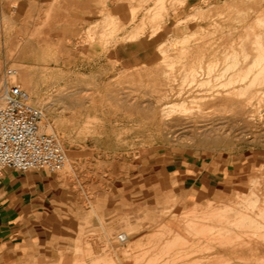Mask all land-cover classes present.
<instances>
[{"label":"rangeland","instance_id":"obj_1","mask_svg":"<svg viewBox=\"0 0 264 264\" xmlns=\"http://www.w3.org/2000/svg\"><path fill=\"white\" fill-rule=\"evenodd\" d=\"M37 2L0 4V98L67 158L28 264H264V0Z\"/></svg>","mask_w":264,"mask_h":264},{"label":"crops","instance_id":"obj_2","mask_svg":"<svg viewBox=\"0 0 264 264\" xmlns=\"http://www.w3.org/2000/svg\"><path fill=\"white\" fill-rule=\"evenodd\" d=\"M8 1L0 0V4ZM37 1L42 4V0ZM205 175L187 176L192 183L190 190L207 188L209 177ZM59 188L55 176L44 172H5L0 181V264H28L42 259V253L34 250L36 240L30 236L44 226Z\"/></svg>","mask_w":264,"mask_h":264},{"label":"built area","instance_id":"obj_3","mask_svg":"<svg viewBox=\"0 0 264 264\" xmlns=\"http://www.w3.org/2000/svg\"><path fill=\"white\" fill-rule=\"evenodd\" d=\"M0 100V181L9 170L62 172L66 154L54 135L41 131L43 114L30 103L28 92L6 82Z\"/></svg>","mask_w":264,"mask_h":264},{"label":"bare ground","instance_id":"obj_4","mask_svg":"<svg viewBox=\"0 0 264 264\" xmlns=\"http://www.w3.org/2000/svg\"><path fill=\"white\" fill-rule=\"evenodd\" d=\"M160 1L164 2L165 0H164V1H163V0H160ZM229 3H230V2H229ZM244 3H245V2H244ZM158 4H160V3H157V5H158ZM163 4H164V3H163ZM157 5H156V6H157ZM160 6H161V5H160ZM160 6H159V7H160ZM231 6H232V5H231ZM161 7H163V6H161ZM157 8H158V7H157ZM153 9H154V8H153ZM250 12H251V11H250ZM157 14H158V13H157ZM259 17H260V16H259ZM259 17H257V18H259ZM262 21H263V20H262ZM260 24H261V23H260ZM262 25H263V24H262ZM154 29H155V28H154ZM155 30H156V29H155ZM151 31H153V30H151ZM137 32H138V31H137ZM137 32H136V33H137ZM136 33H133V34H136ZM139 34H140V32H138L137 35L139 36ZM254 34H255V33H254ZM256 34H258V33H256ZM137 35H135V36H137ZM132 37H133V35H132ZM259 37H260V35H259ZM150 38H151V37H150ZM247 38H248V37H247ZM257 39H258V37H257ZM261 40H262V39H261ZM257 41H258V40H257ZM257 41H256V42H257ZM258 42H259V41H258ZM258 42H257V43H258ZM242 43H243V42H242ZM242 43H241V44H242ZM188 44H189V43H188ZM255 44H256V43H255ZM259 44H260V43H259ZM259 44H256V45L258 46ZM262 44H263V43H262ZM260 45H261V44H260ZM182 46H183V45H182ZM196 46H197V45H196ZM198 46H199V45H198ZM241 46H242V45H241ZM260 47H261V46H260ZM183 48H184V47H183ZM230 48H231V47H230ZM232 48H233V47H232ZM244 48H245V47H244ZM261 48H262V47H261ZM261 48H259V50H258V58H257L256 60H257V62H260V61H261V62L263 63V62H264V61H263V60H264V47H263V49H261ZM217 50H218V49H217ZM182 51H183V50H182ZM240 51H241V50H240ZM185 52H186V51H185ZM187 52H188V51H187ZM236 52H237V51H236ZM234 53H235V52H234ZM241 53H242V52H241ZM243 53H245V52H243ZM204 54H205V53H204ZM235 54H236V53H235ZM219 55H220V54H219ZM236 55H237V54H236ZM245 55H246V54H245ZM163 56H164V54H163ZM223 56H224V55H223ZM243 58H244V57H243ZM245 58L248 59V57H245ZM167 59H168V58H167ZM227 59H228V58H227ZM232 59H233V58H232ZM232 59H230L229 61H231ZM236 59H237V58H236ZM247 59H246V60H247ZM224 61H225V59H224ZM254 61H255V60H254ZM164 62H165V61H164ZM227 62H228V61H227ZM227 62H226V63H227ZM218 63H219V62H218ZM230 63H231V62H230ZM243 63H245V62H243ZM262 63H261V64H262ZM203 64H204V63H203ZM253 64H254V63H253ZM232 65H233V64H232ZM254 65H255V64H254ZM254 65H252V66H254ZM256 65H258V63H257ZM259 65H260V63H259ZM200 66H201V63H200ZM223 66H224V65H223ZM237 66H238V65H237ZM252 66H251V67H252ZM261 66H263V65H261ZM207 67H208V66H207ZM214 67H215V66H214ZM254 67L256 68V66H254ZM258 67H260V66H258ZM210 68H211V69L213 68L212 65H211V67L209 66V69H210ZM216 68H217V67H216ZM222 68H223V67H222ZM248 68L250 69V67H248ZM252 68H253V67H252ZM263 68H264V67H263ZM263 68H262V69H263ZM228 69H229V68H228ZM233 69H234V68H233ZM233 69H232V70H233ZM249 69H248V70H249ZM184 70H185V69H184ZM206 70H207V69H206ZM215 70H217V69H215ZM250 70H251V71H252V70L255 71L256 69L254 70V68H253V69H250ZM250 70H249V71H250ZM263 70H264V69H263ZM263 70H262V71H263ZM228 71H229V70H228ZM230 71H231V70H230ZM249 71H248V72H249ZM185 72H186V71H185ZM209 72H210V71H209ZM213 73H215V72H213ZM233 73H234V72H233ZM249 73H251V72H249ZM187 74H188V73H187ZM202 74H203V73H202ZM210 74H211V73H210ZM223 74H225V73L223 72ZM223 74H222V75H223ZM231 74H232V73H231ZM241 74H242V73H241ZM246 74H247V73H246ZM246 74H245V72H244V78H245V75H246ZM252 74H253V73H252ZM257 74H259V73H257ZM212 75H213V74H212ZM169 76H170V75H169ZM195 76H196V75H195ZM199 76H200V75H199ZM223 76H224V75H223ZM235 76H236V75H235ZM242 76H243V75H242ZM247 76H248V78H249V76H251V75H250V74H247ZM240 77H241V76H240ZM255 77H256V76H255ZM255 77H254V78H255ZM211 78H212V77H211ZM219 78H220V77H219ZM221 78H222V77H221ZM229 78H230V77H229ZM234 79H235V78H234ZM194 80H195V79H194ZM207 80H208V79H207ZM237 80H239V79H237ZM242 80H243V79H242ZM192 81H193V80H192ZM209 81H210V80H209ZM229 81H230V80H229ZM245 81H246V79H245ZM245 81H242V82H245ZM254 81H255V80H254ZM254 81H253V82H254ZM263 81H264V80H263ZM200 82H201V81H200ZM205 82H206V81H205ZM238 82H239V81H238ZM249 82H250V81H249ZM193 83H195V82L193 81ZM202 83H203V82H202ZM232 83H233V82H232ZM234 83H235V82H234ZM259 83H260V82H259ZM227 84H228V83H227ZM237 84H238V83H237ZM250 84H251V83H250ZM171 87H172V86H171ZM221 87H222V86H221ZM253 87H255V86H253ZM228 88H230V87H228ZM244 89H245V88H244ZM171 90H172V89H171ZM240 91H241V90H240ZM171 92H172V91H171ZM207 92H208V91H207ZM230 93H231V92H230ZM242 93H243V92H242ZM253 94H254V93H253ZM233 95H234V94H233ZM164 96H165V95H164ZM231 96H232V95H231ZM243 96H244V95H243ZM179 97H180V95H179ZM236 97H237V96H236ZM164 101H165V100H164ZM194 101H195V100H194ZM250 101H251V100H250ZM181 103H182V102H181ZM170 107H171V106H170ZM166 108H167V107H166ZM168 108H169V107H168ZM172 108H173V107H172ZM172 108H171V109H172ZM166 110H167V109H166ZM171 111H172V110H171ZM172 113H173V112H172ZM187 113H188V112H187ZM191 113H192V112H191ZM166 115H167V114H166ZM184 115H185V114H184ZM187 115H188V114H187ZM168 116H169V115H168ZM170 117H171V116H170ZM254 181H255V180H254ZM256 182H257V181H256ZM254 183H255V182H254ZM233 191H234V190H233ZM250 191H251V190H250ZM257 198H258V196H257ZM210 206H211V205H210ZM237 206H238V205H237ZM241 206H243V205H241ZM244 207H245V206H244ZM249 207H250V206H249ZM212 208H213V207H212ZM230 208H231V207H230ZM226 210H227V208H226ZM235 211H236V210H235ZM207 212H208V211H207ZM220 212H221V211H220ZM222 212H223V211H222ZM233 212H234V211H233ZM214 213H215V212H214ZM218 213H219V212H218ZM237 213H238V212H237ZM237 215H239V214H237ZM205 217H206V216H205ZM213 218H214V217H213ZM246 218H247V217H246ZM235 219H236V217H235ZM228 220H229V219H227V222H228ZM239 221H240V220H239ZM245 222H246V221H245ZM254 222H255V221H254ZM256 222H257V221H256ZM247 223H248V222H247ZM257 223H258V222H257ZM225 224H226V222H225ZM228 224H229V223H228ZM254 224H255V223H254ZM233 225H234V224H233ZM238 225H239V224H238ZM227 226H228V225H227ZM248 226H249V225H248ZM255 226H256V225H255ZM238 228H239V227H238ZM189 229H190V228H189ZM218 229H219V228H218ZM247 229H248V228H247ZM191 230H192V229H191ZM212 230H213V229H212ZM212 230H211V231H212ZM189 231H190V230H189ZM201 231H202V230H201ZM231 231H232V230H231ZM133 232H134V231H133ZM213 232H214V231H213ZM225 232H226V231H225ZM103 233H104V232H103ZM223 233H224V232H223ZM207 234H208V233H207ZM212 234H213V233H212ZM226 234H227V233H225V235H226ZM229 234H230V233H229ZM233 234H234V233H233ZM188 235H189V233H188ZM190 235H192V234H190ZM241 235H242V234H241ZM177 236H178V235H177ZM233 236L236 237L235 235H233ZM233 236H232V237H233ZM238 236H239V235H238ZM245 236H246V235H245ZM120 239H121V238H120ZM122 239H123V238H122ZM122 239H121V240H122ZM126 239L128 240V235H125V239H123V240H126ZM182 239H183V238H182ZM226 239H227V238H226ZM233 239H234V238H233ZM233 239H232V240H233ZM236 239H237V238H236ZM240 239H241V237H240ZM240 239H239V240H240ZM257 239H258V238H257ZM234 241H235V239L233 240V242H234ZM227 242H228V241H227ZM248 244H249V243H248ZM157 245H158V244H157ZM206 245H207V244H206ZM251 245H252V244H251ZM201 248H202V247H201ZM212 248H213V247H212ZM220 248H221V250H224V251H228V250H229L228 248H224V246H223V247H220ZM239 248H240V247H239ZM176 249H177V248H176ZM257 249H258V248H257ZM103 250H104V249H103ZM170 250H171V249H170ZM174 250H175V249H174ZM174 250H173V251H174ZM214 250H215V249H214ZM232 250H233V249H232ZM168 251H169V250H168ZM175 253H176V252H175ZM224 253H226V252H224ZM227 253L230 254V250H229ZM182 254H183V253H182ZM201 254H202V253H201ZM215 254H222V252H219V253H218V252H215ZM166 255H167V254H166ZM193 255H194V254H193ZM161 256H162V255H161ZM209 256H210V255H209ZM181 258H182V257H181ZM214 258H216V257H214ZM108 259H109V258H108ZM142 259H143V257H142ZM144 259H145V258H144ZM209 259H211V257H210ZM217 259H218V257H217ZM112 260H113V259H111V261H112ZM137 260H138V259H137ZM160 260H161V259H160ZM219 260H221V259H219ZM222 260H223V259H222ZM77 261H78V260H77ZM179 261H180V260H179ZM252 261H253V260H252ZM254 261H255V259H254ZM81 262H82V261H81ZM138 262H139V261H138ZM200 262H201V260H200ZM74 263H75V262H74ZM150 263H151V262H150ZM195 263H197L196 260H195ZM198 263H199V260H198ZM78 264H79V263H78ZM81 264H82V263H81Z\"/></svg>","mask_w":264,"mask_h":264}]
</instances>
